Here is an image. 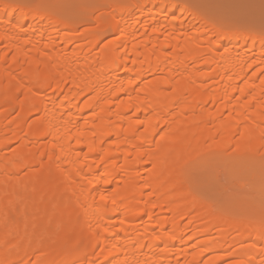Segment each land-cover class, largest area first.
<instances>
[{
    "label": "bare ground",
    "instance_id": "bare-ground-1",
    "mask_svg": "<svg viewBox=\"0 0 264 264\" xmlns=\"http://www.w3.org/2000/svg\"><path fill=\"white\" fill-rule=\"evenodd\" d=\"M74 2L0 0V264H264V213L189 178L213 141L264 149L260 27L180 0Z\"/></svg>",
    "mask_w": 264,
    "mask_h": 264
},
{
    "label": "rangeland",
    "instance_id": "rangeland-1",
    "mask_svg": "<svg viewBox=\"0 0 264 264\" xmlns=\"http://www.w3.org/2000/svg\"><path fill=\"white\" fill-rule=\"evenodd\" d=\"M33 1V2H32ZM62 0H29L31 2V8L34 11H42L45 7L55 8L59 5L58 2ZM76 3L80 5L74 6V9L70 11V14L76 15L79 13V9L82 7L87 9L92 14L99 13L104 5H102V0H75ZM105 0L104 3H106ZM188 3H187V2ZM180 0V3H185L184 5L177 6L178 8H184L186 12L191 13L192 9H203L210 12L217 19L227 15L226 13H235L232 17V21L237 25L243 22V26L246 25L247 28L254 27L259 28V32L264 35V0ZM36 7L34 8V5ZM182 5L184 7H182ZM80 6V7H79ZM79 9L76 11V8ZM176 7V8H177ZM80 10V11H81ZM34 11L32 13H34ZM86 11V12H88ZM92 11V12H91ZM69 12V11H68ZM165 12L164 10L162 11ZM161 12V13H162ZM82 13V12H81ZM162 13V14H163ZM215 13V14H214ZM225 13V15H224ZM140 14V13H139ZM228 14V15H230ZM217 15H220L217 17ZM238 16V17H237ZM129 15H127V18ZM162 18L163 15L160 14ZM207 19V20H206ZM203 19V22L210 23L208 18ZM215 19V18H214ZM215 19V20H217ZM205 20V21H204ZM3 22L11 27L14 21H9L7 16L4 18ZM204 23V24H206ZM240 25V27L242 26ZM87 24H81L76 29V33L81 32ZM208 25V24H206ZM205 25V26H206ZM252 25V26H251ZM39 27L38 25H32V27ZM242 28H246L245 26ZM257 28V29H258ZM28 25L23 27L19 32L25 34L27 37H31V31L28 32ZM263 29V30H262ZM168 32V29H166ZM206 34H211L209 30L205 31ZM34 34V33H33ZM164 36V35H162ZM218 39L215 34L212 36L210 43L206 44L209 47L214 41ZM250 41V39L248 40ZM219 52L224 51L223 48L217 49ZM243 49L241 48L239 52ZM12 53V52H10ZM206 54L205 56H209ZM238 58V55L234 56V59ZM252 58H256L253 56ZM248 65V64H247ZM247 67V66H246ZM257 68H251L248 70L247 75L251 76L254 74ZM264 72V71H263ZM262 76L261 74L259 75ZM81 105V104H80ZM79 105V106H80ZM209 152H207L202 160H198L193 163L189 168V178L192 181L194 187L203 196H207L212 199L215 203L225 204L231 215L242 216L244 214L251 215L254 213L263 214L264 213V149L259 150L254 159L250 158H240L238 155L237 138H234L229 144L219 143L218 146L214 144L216 142H211ZM237 158V161L235 160ZM239 158V160H238ZM242 159V161H240ZM245 159L247 162H245ZM252 159V160H251ZM235 160V162L233 161ZM244 160V161H243ZM231 206V207H230ZM240 207V208H239ZM243 209H245L243 211ZM253 214V215H254ZM187 220H184V223ZM64 233H66L64 231ZM251 232H249L250 234ZM247 242V240H246Z\"/></svg>",
    "mask_w": 264,
    "mask_h": 264
}]
</instances>
